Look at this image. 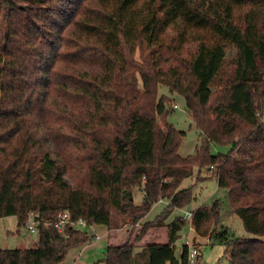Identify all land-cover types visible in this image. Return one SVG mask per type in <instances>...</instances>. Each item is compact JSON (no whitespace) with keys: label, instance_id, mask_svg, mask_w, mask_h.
Masks as SVG:
<instances>
[{"label":"trees","instance_id":"trees-1","mask_svg":"<svg viewBox=\"0 0 264 264\" xmlns=\"http://www.w3.org/2000/svg\"><path fill=\"white\" fill-rule=\"evenodd\" d=\"M176 95L203 137L187 157L186 134L168 119ZM211 143L230 149L213 155ZM195 167L213 170L253 237L214 228L218 202L195 211L196 231L220 241L230 264H264V0H0V218L25 227L30 214L69 210L118 228L168 199L96 264L144 254L146 264H187L188 245L180 259L175 246L186 221L166 220L192 200L177 188ZM154 227L168 241L138 252ZM37 235L32 248L0 249V264H59L93 240L74 226L65 237L40 224Z\"/></svg>","mask_w":264,"mask_h":264},{"label":"rangeland","instance_id":"rangeland-1","mask_svg":"<svg viewBox=\"0 0 264 264\" xmlns=\"http://www.w3.org/2000/svg\"><path fill=\"white\" fill-rule=\"evenodd\" d=\"M136 55L138 58V51ZM235 56L236 49L233 46H230L227 49L226 66H228ZM160 91V94L170 95L166 87L161 88ZM172 98L173 99L169 108L172 112L168 117L169 122L174 124V126L179 131L185 132L186 134L179 149L180 155L182 157L194 155L196 153L197 146H200L203 142V137L201 136L200 131L193 121L191 115L187 111L185 99L179 95L173 96ZM175 104H177L178 107L174 109ZM229 149L230 148L228 145L211 143L209 151L211 154L217 155L220 153H228ZM189 189H191L192 192V200L187 205L181 208H176L173 212H171L166 220L167 223H170L177 217L182 218L186 212L196 211L201 206L212 207L214 203L218 202L220 208L219 219L218 224L214 225V228L217 230L226 228L229 234L234 237H253L252 234L245 230L242 219L234 212L228 189L219 187L217 177L213 170H210V168L207 167H203L201 169L199 167H195L193 175L184 179L182 184L177 188V191L185 192L189 191ZM133 193L135 202L140 203L144 197V192L142 189L134 188ZM170 204V200L168 199L159 200V202L153 206L148 215H146L138 223L139 227H136L138 224L133 226L126 223H120L118 228H113L116 230L118 240L122 241L126 238V236L128 238L130 231L133 230V228H136L134 235L139 233L145 222L154 221ZM127 228L128 232L126 231ZM87 230L92 232L91 229L84 228V231ZM99 231H102V229H99ZM151 232L154 233L155 236L152 239H149L148 235ZM180 234V238L175 243L177 258H181L182 248L183 245L186 244L187 239L193 238L192 242L198 244L201 247L199 264H230L229 254L226 253V248L220 243V241L214 238L208 241V239H206V236L208 235H203V233L197 232L196 229L191 230L190 223L188 222L185 223V226L181 230ZM148 235L138 243V252L141 251L143 244L154 240H158L159 242L163 241L162 243H166L165 240L168 238L166 227L151 228L148 232ZM194 238H196L198 241H194ZM37 240L38 235L36 233H30L26 226L19 227L16 216L0 218V249H29L34 247V245L37 243ZM107 243H110V240L108 238H104L102 241L96 244H90V242L87 243L86 245L90 244V246L83 250L80 249L81 247L72 249L69 251L65 259L59 264H93L96 261L99 262V260L104 259V251L106 250V246L104 247V245H107ZM138 260L140 264H146V260H148V258L144 254L141 255Z\"/></svg>","mask_w":264,"mask_h":264},{"label":"built area","instance_id":"built-area-1","mask_svg":"<svg viewBox=\"0 0 264 264\" xmlns=\"http://www.w3.org/2000/svg\"><path fill=\"white\" fill-rule=\"evenodd\" d=\"M178 107V105H177ZM195 211L186 212L185 215L181 218L182 220L190 223V229L194 230L193 222H194ZM40 224H43L47 229L55 226L63 236H67L68 230L71 226H74L78 229L84 230V228H89L94 233L93 239L99 240L101 235L95 232V226L90 225L85 219L74 220L72 218L71 212L69 210H63L58 213L54 220H46L40 217L38 213L30 214L27 221L26 227L30 233H38V227ZM208 241L210 240V235L206 236ZM196 238H194V241ZM193 238H188L186 244L188 245V253H187V264H199L200 263V246L196 243H193ZM198 241V240H196ZM193 243V244H192Z\"/></svg>","mask_w":264,"mask_h":264},{"label":"crops","instance_id":"crops-1","mask_svg":"<svg viewBox=\"0 0 264 264\" xmlns=\"http://www.w3.org/2000/svg\"><path fill=\"white\" fill-rule=\"evenodd\" d=\"M162 202V201H161ZM141 203V202H140ZM140 203H137V204H140ZM127 224V223H126ZM136 227H139V224L136 226ZM99 229H102V231H99ZM166 229H167V234H168V228L166 227ZM127 232H128V228H127V230H126ZM86 232H88L89 234L91 233V235L93 236L94 235V233L93 232H90L89 230H87ZM95 232L97 233H99V234H101V238L99 239V240H92V242H90V244H92V243H94V244H96V243H99L100 241H102V239H104V238H108L109 240H110V243H107V245L105 244L104 245V247L106 246V249H107V247L110 245V244H115V245H119V244H122V243H124L128 238H127V236H126V238L124 239V240H118V235H116V230L115 229H113V228H108V227H105V226H99V227H95ZM137 233V232H136ZM152 233V232H151ZM149 234L148 235V238L149 239H152L154 236H155V234L154 233H152V234ZM127 235H128V233H127ZM168 236V235H167ZM154 241H156V240H154ZM158 241V240H157ZM165 241H168V238H167V240H165ZM111 242H116V243H111ZM159 242V241H158ZM163 242V241H162ZM90 244H88V245H85V246H83V247H81L80 249H85L86 247H89L90 246ZM102 247V246H101ZM103 247V248H104ZM105 252H106V250L104 251V258H105ZM99 261H101V260H99ZM98 261H96V262H94L93 264H96ZM99 264H104V263H99Z\"/></svg>","mask_w":264,"mask_h":264}]
</instances>
